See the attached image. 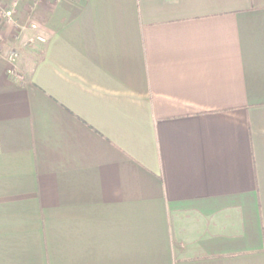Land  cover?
<instances>
[{
	"label": "crops",
	"instance_id": "crops-1",
	"mask_svg": "<svg viewBox=\"0 0 264 264\" xmlns=\"http://www.w3.org/2000/svg\"><path fill=\"white\" fill-rule=\"evenodd\" d=\"M1 1L0 264H264V0Z\"/></svg>",
	"mask_w": 264,
	"mask_h": 264
},
{
	"label": "built area",
	"instance_id": "built-area-1",
	"mask_svg": "<svg viewBox=\"0 0 264 264\" xmlns=\"http://www.w3.org/2000/svg\"><path fill=\"white\" fill-rule=\"evenodd\" d=\"M0 15L3 16V18L6 19L7 22H9V20L11 19V15L9 12H6V11H0ZM28 29L31 30V31H36L38 29V26L35 24V23H31L29 26H28ZM36 39L39 41V42H45L44 38L41 37V36H38L36 37ZM13 56H10L9 57V60L12 61L13 60ZM10 75L13 79L17 80V81H20V82H23V76H22V73L17 69L15 68V66L13 67V69L11 70L10 72Z\"/></svg>",
	"mask_w": 264,
	"mask_h": 264
},
{
	"label": "rangeland",
	"instance_id": "rangeland-1",
	"mask_svg": "<svg viewBox=\"0 0 264 264\" xmlns=\"http://www.w3.org/2000/svg\"><path fill=\"white\" fill-rule=\"evenodd\" d=\"M1 9H2V11H5L4 8H3V6H2V1L0 0V11H1ZM10 17H11V19L9 20L8 23H9V24H13V21H14V20H13L12 16H10ZM30 24H31V23H29V25H30ZM35 24H36V23H35ZM29 25H28V26H29ZM36 25H37V24H36ZM13 26H15V25H13ZM30 31H31V30H30ZM37 37H38V36H37ZM36 40H37V39H36ZM44 40H45V39H44ZM37 41H38V40H37ZM38 42H39V41H38Z\"/></svg>",
	"mask_w": 264,
	"mask_h": 264
}]
</instances>
